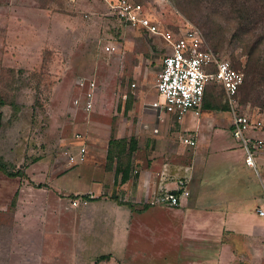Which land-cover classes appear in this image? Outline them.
Segmentation results:
<instances>
[{"label": "rangeland", "instance_id": "obj_1", "mask_svg": "<svg viewBox=\"0 0 264 264\" xmlns=\"http://www.w3.org/2000/svg\"><path fill=\"white\" fill-rule=\"evenodd\" d=\"M135 1L143 3L151 18L165 28L180 31L190 23L202 33L209 48L236 68L240 62L239 69L244 71L247 58L238 44L216 51L202 29L177 13L169 0ZM108 44L117 45L119 50L106 51ZM165 47L161 39L132 29L111 15L104 0H0V97L7 103L0 109V158L12 171L25 173L9 177L0 171V264H192L193 260L206 264L205 256L215 254L207 235L201 241L181 239L176 234L180 230L177 221L132 223L129 207L113 204L114 194L132 203L136 216H146L148 208L145 202L134 204L121 188L106 191L101 197L109 198L112 204L103 206L75 198L83 195V178L78 173L88 168L71 166L66 149L88 139L97 154L92 166L105 164L110 170L115 159L104 162L98 152L110 135L116 136L120 118L127 121L125 135L129 139L132 122H138L131 110L140 104L144 108L158 98L157 79L164 54L169 52ZM93 79L98 87L89 97L82 83ZM207 96L218 109L203 105L200 111L208 114L202 119L221 116L215 121L214 145L233 144L238 149L235 160L243 163L245 150L226 123L230 114L225 95L211 85ZM90 99L93 107L88 111ZM239 100L252 114L264 116L244 99L243 92ZM169 120L170 165L173 169L186 166V170L192 165L195 148L177 149L179 121L171 116ZM217 154L212 151L216 156L208 178L218 183L229 176V164ZM257 167L259 173L245 168L243 176L252 183L253 195L264 198V165L259 159ZM191 185L195 188L197 180ZM257 204L247 203L250 218ZM178 214L181 212L169 209L150 217L173 221ZM213 226L217 229L219 220ZM32 232L39 239L45 234L42 247L32 243ZM89 232L96 233L95 237L98 232L106 235L105 254L99 255L103 249L97 240L87 238ZM116 232L118 241L113 237ZM20 233L24 239L18 243ZM70 233L85 234L84 239L73 238L78 244L92 243L91 249L74 248ZM27 252L29 257L24 256ZM241 260L249 262L247 255Z\"/></svg>", "mask_w": 264, "mask_h": 264}, {"label": "crops", "instance_id": "obj_2", "mask_svg": "<svg viewBox=\"0 0 264 264\" xmlns=\"http://www.w3.org/2000/svg\"><path fill=\"white\" fill-rule=\"evenodd\" d=\"M104 1L110 10V2L112 0ZM110 46H114L116 49L109 52H117L119 50V47L114 44L106 45L105 50L106 47ZM93 80L96 81L97 88V79ZM135 85L134 88L137 87V84ZM86 89L84 86L83 90ZM128 109L130 108L128 107ZM131 111L135 112L138 122L136 125H133L132 122L129 139L125 135L127 121L123 122L120 118L118 128H116L118 130L116 136L110 135L111 137L109 136L106 144H103L101 151L99 150L100 152H98V155L105 162L108 159L110 141L112 139L126 141L124 145L125 151L115 156V162H113V165H109L110 170L106 168L105 164L99 167L92 166V160L97 154H95L96 149L94 150L90 146L88 139H82V143L76 145L71 143L66 149V151H76L80 145H85L87 148V158L84 162L77 165H72L68 162L73 167L86 166L88 168L82 173H78L83 178V195L76 194L75 198L84 199L83 196L87 195L91 198L89 200L85 199L88 201L87 204L97 203L99 206H103L112 204V201H115L113 203L115 206H128L131 213V221L134 224L137 221L143 223L144 220L145 222L165 224H174L177 221L180 223V234L179 232H176V234L183 240L201 241L207 235L205 237L211 241L209 246L215 249V254L205 256V259L207 258L206 264H246V262L244 263L241 260L243 255L248 256L249 262L247 264H264V215L259 213L260 209L264 210V198H257L256 195H253L252 183L243 176L245 168H253L248 167L245 161L240 164L235 160L234 154L237 153L238 149L234 148L233 144H227V142H221L217 147L214 145L215 121L220 115H215L216 118L206 121L202 119V116L208 114L207 111L203 110L201 112L198 110L200 112L191 111L187 115L178 118L174 115H160L147 105L143 108L141 104L135 105ZM227 112L229 113V110ZM170 116L179 121L178 129H176L177 138H179L177 149L183 151L195 148L192 165L187 167L186 170H183L186 166H179L177 169H173L170 165ZM226 123L232 133L231 114L227 117ZM260 135L264 136V133H260ZM185 139L195 140L196 146H190L185 142ZM212 151L213 153H218V157L225 159L229 164V176H226L224 180H218V183L214 179L210 180L208 178V174L212 171L210 167L213 165L216 156L212 155ZM117 152H119L118 149ZM259 162L262 166L264 165V151L259 157ZM118 167L120 170L119 174L117 173ZM123 170L129 171V178L126 182H122ZM256 172L259 173V171ZM182 179L187 181L190 191V196L183 199L182 205L171 207L156 203L157 198L161 195L180 191L178 183ZM193 179L197 180L195 188H192L191 185ZM171 180H174V182L171 183ZM223 181L226 183L224 184ZM114 187L116 189L121 188L123 190L121 193L130 197L134 204L145 202L148 214L140 217L134 215L133 204L123 201L117 194L112 196V201L109 198L101 197L106 191L109 193L114 190ZM193 194L194 199H191ZM115 197L124 203L131 204V206L118 203ZM255 201L256 203L259 202V205H256V213L253 214L251 219L249 210L246 207L247 203L253 204ZM169 209H174L181 212V214H178L179 217L173 219V221L170 218L157 219L150 217V214ZM216 220H219L220 226L214 229L213 225ZM42 223L38 222L37 224L41 225ZM45 223L48 222L46 221ZM37 229L38 227L36 231ZM70 234H72L70 236L75 242L74 248L78 247L80 250L91 249L92 243L80 242L78 244L76 243L77 239L73 238L74 235L78 240L84 239L85 234ZM86 234L90 241L91 239L97 240L100 247H102L103 250L99 252V255L105 254L104 240L107 238L106 235L101 232H98L96 237L94 236L96 233L89 232ZM26 235L28 233H25V237H27ZM29 236L32 237V243H36V247H42L45 234L42 235L41 239L35 233ZM117 236L116 232L113 237L118 241ZM236 237L242 240L239 241ZM21 239H24V233L17 235L18 243ZM66 239L69 240V236ZM24 245L25 243H23ZM78 255H80V252ZM24 256L29 257L30 254L27 252ZM195 261L193 260L191 263L198 264V261ZM21 263H23L22 259ZM199 264L203 263L200 262Z\"/></svg>", "mask_w": 264, "mask_h": 264}, {"label": "built area", "instance_id": "obj_3", "mask_svg": "<svg viewBox=\"0 0 264 264\" xmlns=\"http://www.w3.org/2000/svg\"><path fill=\"white\" fill-rule=\"evenodd\" d=\"M111 14L132 29L145 31L165 43L162 68L157 79L158 99L147 104L160 115H174L181 118L191 111L203 107L206 89L209 85L223 87L225 103L232 117V134L245 150V163L258 171L257 159L264 151V116L252 114L239 100L240 89L245 82V73L236 70L231 61L213 51L206 43L202 33L188 23L186 29L173 31L163 27L151 18L145 5L133 0H112ZM114 46L106 47L114 51ZM91 97L96 88L95 80L82 83ZM136 85L133 84V87ZM92 109V100L86 104V110ZM190 146H196L193 139H185ZM72 165L82 163L87 158L85 145L76 151L65 152ZM181 194L168 192L157 198L156 203L176 207L190 196L188 183L182 179L178 183ZM259 213L264 215V210Z\"/></svg>", "mask_w": 264, "mask_h": 264}, {"label": "trees", "instance_id": "obj_4", "mask_svg": "<svg viewBox=\"0 0 264 264\" xmlns=\"http://www.w3.org/2000/svg\"><path fill=\"white\" fill-rule=\"evenodd\" d=\"M169 1L174 5L177 13L202 29L206 39L216 51L234 43L238 44L247 58L243 71L246 76L245 82L240 89V93L243 92L244 99L247 102H251L264 113V0ZM135 2L140 3L138 1ZM236 65L239 68L242 66L240 62H237ZM234 68L240 70L239 68ZM210 87L211 85L206 89L203 105L206 109L216 110L218 107L211 105L207 100ZM216 87L221 89L222 95H225L223 87ZM6 104V101L0 97V109ZM2 119L3 112L0 110V130ZM125 144L126 141L124 140L117 141L112 139L108 150V160L113 161L118 153H123ZM115 148H118L119 152L116 153ZM0 171L9 177L25 175L21 170L12 171L10 165L1 158ZM119 172L118 167L117 173L119 174ZM128 178L129 171L123 170L122 182H126ZM174 193L180 195L181 191ZM83 197L86 200L91 199L87 195ZM115 199L120 204L131 206V204L124 203L116 197Z\"/></svg>", "mask_w": 264, "mask_h": 264}]
</instances>
